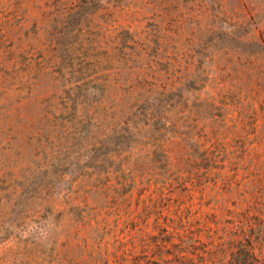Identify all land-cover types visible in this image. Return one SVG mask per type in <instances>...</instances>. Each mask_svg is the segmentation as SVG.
<instances>
[{"label":"rangeland","instance_id":"1","mask_svg":"<svg viewBox=\"0 0 264 264\" xmlns=\"http://www.w3.org/2000/svg\"><path fill=\"white\" fill-rule=\"evenodd\" d=\"M0 264H264V0H0Z\"/></svg>","mask_w":264,"mask_h":264}]
</instances>
